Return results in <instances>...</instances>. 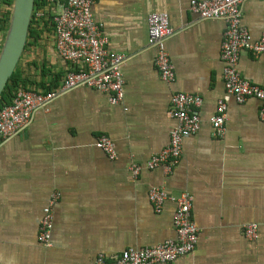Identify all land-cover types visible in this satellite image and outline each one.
<instances>
[{"label": "crops", "instance_id": "obj_1", "mask_svg": "<svg viewBox=\"0 0 264 264\" xmlns=\"http://www.w3.org/2000/svg\"><path fill=\"white\" fill-rule=\"evenodd\" d=\"M202 0H98L96 22L111 52L126 56L121 66L124 99L111 104L101 91L78 88L36 111L31 123L0 143V264H94L134 248L177 239L176 203L161 212L150 190L194 197L192 218L199 228L195 250L172 263L264 264V122L256 99L239 104L227 97L221 58L224 19H202L192 6ZM9 9L0 0V20ZM43 11V10H40ZM166 12L174 28L167 50L176 81L166 83L148 43V17ZM242 24L253 39L264 34V0H246ZM50 27V26H49ZM5 30L0 26V50ZM30 39L18 65L29 89L41 90L51 74L79 68L58 54L54 27ZM49 70L48 77L43 69ZM241 76L264 88V55L243 51ZM202 97L199 131L183 140L172 172L149 169L147 161L170 143L177 124L174 93ZM228 100L226 131L215 134L211 118L218 101ZM109 136L117 151L111 160L96 146ZM142 166L139 175L132 171ZM53 205L50 244L40 241L44 209ZM258 225L249 239L248 225Z\"/></svg>", "mask_w": 264, "mask_h": 264}, {"label": "built area", "instance_id": "obj_2", "mask_svg": "<svg viewBox=\"0 0 264 264\" xmlns=\"http://www.w3.org/2000/svg\"><path fill=\"white\" fill-rule=\"evenodd\" d=\"M53 7L55 48L62 59L82 66L66 72L60 85L51 91L20 89L10 105L0 110V143L27 127L39 109L48 105L62 93L78 88H89L109 95L111 104H119L124 99V78L121 66L126 56L108 49V38L104 35L93 14L98 0H48ZM246 0H202L193 4L192 10L202 19H224L227 29L222 43L221 58L224 63L223 76L227 97L242 104L249 99L261 103L260 119L264 122V88L244 79L238 63L241 53L249 51L255 55H264V34L253 39L249 30L242 24L241 12ZM44 16V11L38 12ZM170 16L158 12L148 17V43L156 49L154 64L161 78L168 84L176 81L175 66L167 50L166 42L174 35ZM228 100L218 101L211 124L215 134L222 137L226 131ZM171 107L177 117V124L170 134V143L160 153L152 156L146 163L149 169L162 167L170 173L178 166L182 157L183 140L196 134L201 126L198 109L203 104L202 97L190 93H174ZM96 146L111 160L117 159L113 140L101 135ZM142 166L134 165L133 174L139 175ZM176 203L174 224L177 239L168 240L152 247L130 248L107 260L101 255L94 264H158L172 263L178 258L191 254L197 245L199 228L192 218L194 197L182 193L172 197L161 188L150 190L149 200L157 212H161L166 201ZM57 195L44 209L41 224L40 241L50 244L53 229L52 208ZM245 234L249 239L258 237V225L246 226Z\"/></svg>", "mask_w": 264, "mask_h": 264}, {"label": "water", "instance_id": "obj_3", "mask_svg": "<svg viewBox=\"0 0 264 264\" xmlns=\"http://www.w3.org/2000/svg\"><path fill=\"white\" fill-rule=\"evenodd\" d=\"M35 1L12 0L8 27L0 50V100L24 55Z\"/></svg>", "mask_w": 264, "mask_h": 264}, {"label": "trees", "instance_id": "obj_4", "mask_svg": "<svg viewBox=\"0 0 264 264\" xmlns=\"http://www.w3.org/2000/svg\"><path fill=\"white\" fill-rule=\"evenodd\" d=\"M5 4L6 6L9 7V9L5 12L3 19L0 20V26L6 32L7 27H8V22H9L12 0H5ZM40 10L44 11L43 17H38L37 15ZM53 18H54L53 7L49 4V1L48 0H36L33 18H32V22L30 26V35H29L25 50H27L30 39L39 40L41 39L40 37L44 31L46 30L50 31L51 25L52 27H54ZM49 74H51L50 71L46 70L44 67L43 76L48 77ZM61 80H62V75H59V74L52 75L51 74V78L49 80L46 79V81H44L42 85L43 88L41 90L51 91L60 85ZM31 84L32 82H29L27 79L22 78L21 74H19V70L17 67L13 76L10 78L5 91L2 94V97L0 100V110L12 103L13 98L15 97L16 93L20 89H29V85Z\"/></svg>", "mask_w": 264, "mask_h": 264}]
</instances>
